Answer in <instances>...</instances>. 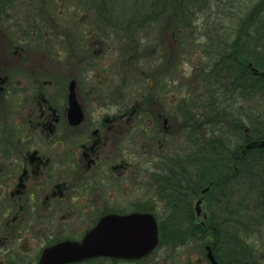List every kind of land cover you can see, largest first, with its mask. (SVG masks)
I'll use <instances>...</instances> for the list:
<instances>
[{
    "label": "flooded vegetation",
    "instance_id": "flooded-vegetation-1",
    "mask_svg": "<svg viewBox=\"0 0 264 264\" xmlns=\"http://www.w3.org/2000/svg\"><path fill=\"white\" fill-rule=\"evenodd\" d=\"M53 9L52 0H0V256L22 252L23 222L34 223L33 243L40 233L37 222L43 219L55 220L60 227L75 213L94 221L80 238L48 241L36 252L34 264L43 249L63 240H81L107 214L152 212V185L161 183L157 195L165 199L167 189H180L183 164L194 169L200 151L183 149L181 128H172V117L188 120L190 138L208 136L206 131L198 133L200 123L192 121L193 105L184 107L176 100L172 115L156 85L137 100L128 96L106 103L98 97V70L81 68L85 56H80L81 69L74 74L56 70ZM76 42H70L71 50H76ZM81 80L88 88L81 90ZM70 97L78 108L72 110ZM168 141H173L170 150ZM190 174L195 176L194 171ZM136 185L142 189L136 200L141 197L142 202L135 209L108 205L115 192L131 195ZM205 193L196 198L201 205ZM74 201L79 208L66 205ZM72 226L69 230L76 231Z\"/></svg>",
    "mask_w": 264,
    "mask_h": 264
},
{
    "label": "rangeland",
    "instance_id": "rangeland-1",
    "mask_svg": "<svg viewBox=\"0 0 264 264\" xmlns=\"http://www.w3.org/2000/svg\"><path fill=\"white\" fill-rule=\"evenodd\" d=\"M135 1L137 2V0ZM52 2L53 6L55 3L53 13V17L55 16V36L53 40L55 41L56 70L70 71L71 74L81 68L98 70V86L100 85L98 87V97L106 103L119 99L126 100L128 96H134L137 100L144 92L148 91H146L148 87H155L156 85L158 87L155 90H160L165 100V106L172 112V115L176 110V108L175 110L173 108L176 106L175 102L177 101V104L182 101L184 107L194 106L192 121L194 124L197 121L200 123L198 133H204L206 127L214 126L212 116L215 114L213 111L215 103L207 106L208 91L210 89L208 90V82L204 83L202 78L210 76L207 74L212 73L207 67L213 63L212 59L216 56L218 49L217 44L213 45L204 36L200 37V35L213 27L214 31L220 30L222 36H226V39L231 41L236 36L240 18L249 15L253 7L261 3L260 0H210L209 3L212 8H209V3L208 9L204 6L203 8L207 9V12H198L193 17L191 27L179 34L176 33V36L172 33L170 24L151 22L146 24L139 32H136L135 35L130 34L127 41V39L123 40L120 37L125 35L126 30L121 26L127 27V17L134 15V6H136L134 0H85L84 2L80 0H55L54 2L52 0ZM98 4L105 8V11H100L101 15L96 14ZM90 5L93 6V9ZM256 12L258 14L250 28L253 35H251V39L247 40L248 42H241L243 43V49L241 48L239 51L244 52L247 50L246 48H249V50H253L250 51L251 53L261 56L264 52V29L260 33H257V29L260 28V22L263 23L264 21L263 7L261 5L257 6ZM27 21L31 20L27 19ZM108 22L111 23L110 26L107 25ZM81 25H84V27ZM104 27L109 30L106 33L111 34L112 37L110 39L102 38L101 41L103 42L100 43L98 37ZM131 27L133 28V24ZM157 36L159 37L157 38ZM259 36H262L263 40ZM214 40L217 41V39ZM72 41H81L73 45L76 50L70 49L69 44ZM81 47L83 49L80 52ZM208 49L211 52L209 56L212 59L207 56ZM80 56H85L81 68L79 66ZM149 70L154 72L152 73ZM147 73L155 76L152 79L151 77L146 78ZM214 73H212L211 78ZM147 80L150 83L149 86H147ZM80 86L82 87L81 90H84L88 88L89 84L81 80ZM182 97L183 100H181ZM170 121L173 129L181 128L183 149L189 151L192 145L189 143L188 137H185L188 131L189 134L187 135L190 136L191 128L185 126V122H188V120L181 117L173 119L172 117ZM208 136L213 138L215 136L214 130ZM234 137L236 138L237 135H234ZM172 142H167L166 150L174 147ZM151 143L153 149H156L157 139L152 140ZM171 157L173 158V155ZM160 184L158 183L159 186L155 188L152 185L150 189V207L153 208V212L159 221L163 220L170 211L169 204H179L181 220L184 219V216L187 217L188 214L187 211H184V207L186 201L190 200L194 221L204 223L206 219L203 218V213L208 214L207 205H201L200 213L196 215L194 207L197 194L187 192V195H184L186 200L183 197L181 199L178 197V199H171L167 203L165 198L157 195V191L162 187ZM161 191L164 192V189ZM137 194L142 195V189H139L137 185L132 190L131 195L123 196L115 192L113 200L108 205L135 209L136 204L142 202L141 197L139 201L136 200ZM154 195L156 196L155 199ZM130 201L133 202V205L129 206ZM78 203L74 201V203H67L66 205L71 209L74 205V208L77 209L79 208ZM93 221L92 218L82 219L77 213L71 216L70 221L61 222V227L55 220L43 219L41 222H37L40 233L38 236H33V243L30 235L34 223L23 222L21 230L23 243L22 248H20L22 252L19 254L15 251L13 253L8 251L6 255L0 256V261H2L0 264H34L36 252L40 251L48 241L64 236L80 238L82 232L91 227ZM70 225H73V228H71L76 229V231L69 230ZM61 228L66 229L63 231ZM26 239L30 240L28 244L24 242ZM248 241L258 248L259 256L262 257L264 262V226L251 235ZM23 245H26V247H23ZM205 254L206 252L204 254L200 252V248L195 243L188 241L177 245L159 244L150 256L141 261L98 259L78 264H210Z\"/></svg>",
    "mask_w": 264,
    "mask_h": 264
},
{
    "label": "trees",
    "instance_id": "trees-1",
    "mask_svg": "<svg viewBox=\"0 0 264 264\" xmlns=\"http://www.w3.org/2000/svg\"><path fill=\"white\" fill-rule=\"evenodd\" d=\"M209 1L134 0V15L127 17V27L121 26L126 30L125 35L120 37L128 41L130 34L135 35L151 22L170 24L176 36V33L191 27L193 17L198 12H207ZM260 2L249 15L240 18L236 36L231 41L222 36L220 30L214 31L213 27L200 35L208 42L213 39V45H218L213 59L209 56V49L207 53L213 60L207 69L215 72L214 76L211 78L210 73L207 74L210 76L202 78L204 83L208 82L210 89L207 106L215 103V114L212 116L215 136L195 140L185 135L192 145L191 149L200 151L199 163L194 164V169L191 164H183L184 182L180 189L170 188L165 193L168 203L178 197L185 199L187 192L200 195L199 190L210 184V190L205 195L208 210L206 220L204 223L194 221L190 200L186 201L184 207L188 214L184 219H180L179 204H169L170 211L165 218L161 221L158 219L159 244L177 245L192 241L202 254L206 252L205 246L209 245L218 264H264L258 248L248 241L264 226V146L245 149V145L251 141L264 138V52L259 56L251 53L253 50L249 48L244 52L239 51L243 49L241 42H248L253 35L250 28L258 14L257 6L261 5L264 9V0ZM209 8H212L210 3ZM100 11H105V8L98 4L96 14L101 15ZM260 24L257 33L264 29V21ZM106 31L109 30L104 27L98 38L110 39L112 36ZM259 38L263 40L262 36ZM252 67L257 73L252 71ZM206 132L210 134L207 127ZM193 171L194 177L189 175ZM150 209L153 210L152 207ZM98 259L105 258L84 262Z\"/></svg>",
    "mask_w": 264,
    "mask_h": 264
},
{
    "label": "water",
    "instance_id": "water-1",
    "mask_svg": "<svg viewBox=\"0 0 264 264\" xmlns=\"http://www.w3.org/2000/svg\"><path fill=\"white\" fill-rule=\"evenodd\" d=\"M71 103L72 105L76 103L73 98ZM75 105L72 106V110L77 107ZM80 117L79 112L78 118ZM262 146L264 138L251 141L245 145V149ZM207 189L208 187L203 191ZM199 203L200 200L196 202L197 212L200 209ZM158 242V225L153 213L134 212L125 215L110 213L101 217L80 241L64 240L43 249L37 264H69L95 257L138 260L148 256L157 247ZM206 257L210 264H218L208 245Z\"/></svg>",
    "mask_w": 264,
    "mask_h": 264
}]
</instances>
